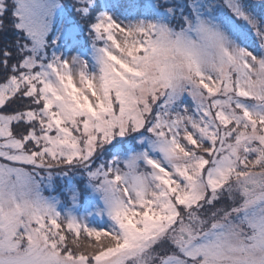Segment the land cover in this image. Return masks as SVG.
Here are the masks:
<instances>
[{
    "label": "snow or ice",
    "instance_id": "1",
    "mask_svg": "<svg viewBox=\"0 0 264 264\" xmlns=\"http://www.w3.org/2000/svg\"><path fill=\"white\" fill-rule=\"evenodd\" d=\"M0 264H264V0H0Z\"/></svg>",
    "mask_w": 264,
    "mask_h": 264
}]
</instances>
